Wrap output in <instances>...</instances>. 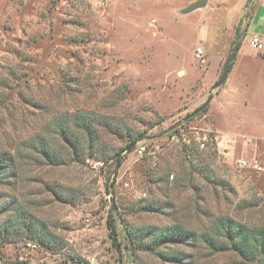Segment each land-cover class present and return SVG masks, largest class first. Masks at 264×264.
I'll return each instance as SVG.
<instances>
[{
    "label": "rangeland",
    "instance_id": "1",
    "mask_svg": "<svg viewBox=\"0 0 264 264\" xmlns=\"http://www.w3.org/2000/svg\"><path fill=\"white\" fill-rule=\"evenodd\" d=\"M193 1L0 0V148L25 155L0 202L51 239L19 232L0 264H257L201 239L218 216L264 227V57L249 35L214 88L256 0L184 12ZM40 138L58 158L24 147Z\"/></svg>",
    "mask_w": 264,
    "mask_h": 264
},
{
    "label": "trees",
    "instance_id": "2",
    "mask_svg": "<svg viewBox=\"0 0 264 264\" xmlns=\"http://www.w3.org/2000/svg\"><path fill=\"white\" fill-rule=\"evenodd\" d=\"M245 36L246 33L242 35L240 25H238L236 27V41H243ZM77 114H79L78 119L88 123L90 122L85 112L79 111ZM67 139H69V137H67ZM68 142L71 143L70 140ZM75 146L74 151L78 153L80 151L79 143L76 142ZM24 147L41 156L52 158L59 157L55 149L51 151L49 143L45 138L31 141L29 146ZM24 157L25 155H23L22 152L21 154H16L8 149L0 148V183L15 184L17 182L16 180H18L19 172H14L13 166L17 165L18 159ZM115 159L118 160L117 157ZM206 176L209 181L217 182L215 178L218 180L215 174L209 173L208 171ZM12 178H14V181H11ZM12 198L13 200L3 199V202H0V245L14 239L16 234L25 232L26 229L28 230L29 236L38 235V240L42 244L47 245L51 240L50 238L47 240L43 237L48 236L47 232L49 231L47 227H45V225L33 214L27 212L26 208L18 199H15V197ZM114 222L115 220L112 218L108 220V225L115 241L117 240L118 231ZM163 232L167 235L171 234L174 240H183L180 236H183L184 230L178 227L167 226ZM186 236L188 238L193 237L191 233L186 234L185 237ZM51 237L56 238L55 236ZM201 237L208 249L215 251H234L246 262L256 261L257 264H264V227L251 226L230 216H218L212 220V227L210 230L204 231ZM71 260L75 263L83 264L81 259L76 257H72Z\"/></svg>",
    "mask_w": 264,
    "mask_h": 264
},
{
    "label": "water",
    "instance_id": "3",
    "mask_svg": "<svg viewBox=\"0 0 264 264\" xmlns=\"http://www.w3.org/2000/svg\"><path fill=\"white\" fill-rule=\"evenodd\" d=\"M207 2L208 0H195L193 1L191 4H189L187 6V8L184 10V12H191V11H194L196 9H199V8H202V7H205L207 5ZM240 45H241V41H236L234 46L232 47L231 49V52L224 64V68H223V71L220 75V77L218 78V80L215 82L214 84V88H218L220 86H222L227 78H228V75H229V72L231 70V67H232V63L236 57V54L240 48ZM211 98H212V95L210 97H208L207 101L201 106L199 107L198 109H196L192 115H195L197 114L198 112H200L210 101H211ZM132 148H134V145L130 146L128 148V150H131Z\"/></svg>",
    "mask_w": 264,
    "mask_h": 264
},
{
    "label": "crops",
    "instance_id": "4",
    "mask_svg": "<svg viewBox=\"0 0 264 264\" xmlns=\"http://www.w3.org/2000/svg\"><path fill=\"white\" fill-rule=\"evenodd\" d=\"M250 29L253 31L252 33H250ZM247 35H249L251 38L253 36H258L264 42V0H256V2H255V6L253 7V13H252L251 18H250V22L248 25L246 36ZM246 36H245V38H246ZM244 39H243V41H244ZM243 41H242L240 48L236 54L237 58H239V56H241V53L243 50ZM262 53H263V57H264V50L262 51ZM232 67H231L232 71L230 70L231 72H233V70H234V67H233V69H232Z\"/></svg>",
    "mask_w": 264,
    "mask_h": 264
},
{
    "label": "built area",
    "instance_id": "5",
    "mask_svg": "<svg viewBox=\"0 0 264 264\" xmlns=\"http://www.w3.org/2000/svg\"><path fill=\"white\" fill-rule=\"evenodd\" d=\"M249 46L253 49V50H256L258 52H262L264 50V42L261 40L260 37L258 36H253L251 39H250V42H249ZM196 57L199 59V61L201 63H205L206 59H205V53L203 51V49L201 48H198L197 49V52H196ZM206 138V137H205ZM138 153L140 155H144V153L146 152V146L145 145H141L138 147L137 149ZM239 162L241 164H247V161L244 160V159H240ZM31 245V244H30ZM33 247H36V245H31ZM92 263L93 264H96L95 261L96 259L95 258H92L91 259Z\"/></svg>",
    "mask_w": 264,
    "mask_h": 264
}]
</instances>
